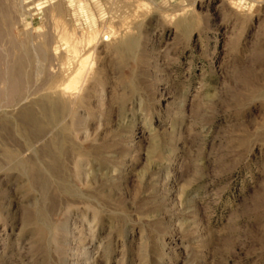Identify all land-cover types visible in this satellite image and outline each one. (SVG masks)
Listing matches in <instances>:
<instances>
[{
	"label": "rangeland",
	"instance_id": "374dc122",
	"mask_svg": "<svg viewBox=\"0 0 264 264\" xmlns=\"http://www.w3.org/2000/svg\"><path fill=\"white\" fill-rule=\"evenodd\" d=\"M0 264H264V0H0Z\"/></svg>",
	"mask_w": 264,
	"mask_h": 264
}]
</instances>
